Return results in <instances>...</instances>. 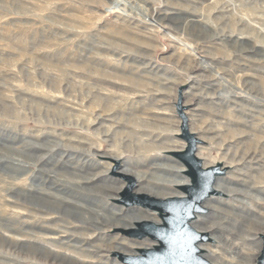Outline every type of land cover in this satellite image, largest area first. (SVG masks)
Here are the masks:
<instances>
[{
  "label": "rangeland",
  "instance_id": "obj_1",
  "mask_svg": "<svg viewBox=\"0 0 264 264\" xmlns=\"http://www.w3.org/2000/svg\"><path fill=\"white\" fill-rule=\"evenodd\" d=\"M178 105L205 137L202 154L214 165L229 163L234 151L264 153V0H0V264H31L15 259V251L22 257L29 252L27 231L45 232L22 222L27 199L56 201L34 191L33 183L47 191L81 192L84 207L96 210L102 198L134 220L100 210L99 218L91 210L82 213L75 204L59 202L73 215L59 223L84 235L67 238L76 248H63L69 257L60 263L127 264L122 257L133 254L106 249L109 236L140 240L129 231L150 221L135 218L151 208L125 202L131 175L109 156L119 155L125 167L143 173L142 186L186 195L187 184L160 182L186 179L166 167L181 160L165 148L186 143L179 136ZM56 140L87 154L65 147L51 153L27 148L28 143ZM139 186L137 181L132 195L167 198L138 191ZM110 192L115 197L106 194ZM222 194L218 198L231 197ZM214 204L225 212L205 208L198 213L205 218L202 225L221 221L247 236L253 230L262 245L258 233L264 229L234 218L243 213L232 206ZM154 211L161 220L150 222L162 223ZM84 216L130 226L96 231L81 224ZM207 236L205 241L226 258L209 257L215 264L247 259L230 245L210 243ZM46 247L61 249L52 243ZM252 248L256 254L248 264H256L262 246ZM48 264L59 261L49 259Z\"/></svg>",
  "mask_w": 264,
  "mask_h": 264
},
{
  "label": "bare ground",
  "instance_id": "obj_2",
  "mask_svg": "<svg viewBox=\"0 0 264 264\" xmlns=\"http://www.w3.org/2000/svg\"><path fill=\"white\" fill-rule=\"evenodd\" d=\"M235 94L236 92H230L229 95H235ZM186 105L187 104H183L182 106L186 107ZM185 109H183V111L182 109H180V112L183 113V115H185L189 133L192 134L197 139L195 155L200 159L202 168L209 169L212 167H217L218 169L223 170L224 172H225V169L227 168L226 174L224 173H223L224 175L219 174L217 175V177H215L214 183L212 185L213 191L210 192L209 195L202 201V206L205 208H211L215 210L216 212L221 213V212H225V210H221L222 208H219V206H217L214 203L230 205L233 208L243 213V215L240 213L236 214L234 218H237L242 221L245 220L247 222H250V227H256L259 230H263L264 229V211L262 209H264V153L257 155L256 152L249 153L248 151H243L241 152V154L238 155V153L234 151L232 153L233 159H231L232 157L230 156L231 160L229 163L220 161V162H217V165H214L212 162L207 160V157H205V155L202 154V148L206 147L205 146L206 139L201 134H199L195 128L191 126L189 122L190 119ZM181 118L183 121L182 115H181ZM178 133L179 132H177L176 134ZM180 138L184 139L181 136ZM33 143L27 144L28 150L41 149V150H45L51 153V151H56L58 149H62L65 147L68 150H75V151L81 152L82 154H87V151L85 150L74 149L73 147L66 146V144H64L63 146L62 143H60L57 140L53 142H48V143L47 142L37 143V144L36 143L33 144ZM186 146H187V141L186 143H182V145L179 148H170V147L165 148V152L170 153V155L174 157H178L174 153L184 151L186 149ZM109 157H111L113 161L117 160L120 163V165L122 163V167L120 169L121 172L133 176L136 179V182L138 181V185H140L139 188L137 189L138 191H146L155 196H165L167 198L169 196L170 197H183V196H180L182 195V193L179 192L178 190H177L178 192H174L175 190L159 192V191H152L146 188L145 186H142V181L144 180L143 173L138 172L130 167H125L124 162L122 161L121 156L119 155H110ZM174 161H175L174 164H171V165L167 164L166 167L172 168L173 170L181 172L186 177V179H184L183 177L181 178L179 177L170 178L169 177L167 179L160 180V182L161 183L165 182V184L170 185V186L181 185V184L189 185L190 184L189 178L186 176V174H188V167L185 165V163L182 160H181L182 162L176 159ZM243 162H245L244 165L241 164ZM62 183L67 184L66 182H62ZM58 187H62V186H58ZM32 189L34 191H38L41 194L51 195L53 200L56 199V201L54 202L47 201V200H44L42 197L27 199L25 201V203L27 204V207L24 212L26 217L22 220V222L27 224L30 227V229L34 227H38L40 229L45 230V232H42V231L36 232L35 230H29L25 233L24 239L29 240L32 243L26 242L30 250L28 253L25 254L24 257L18 255L19 252L15 251L14 258L19 261L20 260L29 261L31 262V264H48L49 259H54L55 262L59 261V264H64V263H60V261H66L69 256L66 253H64L65 251L63 250V248H66V247L69 249L76 248L75 246H72V244L68 243L67 238L69 237H73L74 239L84 238V235L75 232L74 230H72V228L67 226L65 223H59L60 221L68 222L67 218H70L73 216L67 209L63 210L62 206L59 205V202H67V203L75 204L82 208V213H83V210H86V211L91 210L92 213H96L97 215H99V218H100V212H99L100 210L103 215L109 216L110 214H112L117 219H123V220L128 219V221H131V222L134 221L131 218H126V217H129V214L126 211H120L118 208L114 206H111V208H109V206L106 204V202L102 200V198H100L101 200L99 199V203H98L99 210H96L90 207H84V204L81 202V199L84 198V195L81 192H77V194L75 193L72 195L71 193L74 192L73 189L67 188V191H47L46 190L47 188L42 186L41 183H35V184L33 183ZM60 190H64V188H61ZM183 190L186 192V195H187L186 185L183 186ZM222 193L229 194L231 196L230 199L223 200L221 198H218V196L223 195ZM106 194L110 197H115L114 193L110 192ZM98 196H100V194ZM70 197L74 199H70ZM131 205H134V204H131ZM144 206L146 207L148 205H144ZM150 208L151 209H145L143 211L144 214L135 219L136 220L145 219V220L158 222L156 221V219H159V218L157 217L156 212L154 210L158 211L160 218H162L163 211L153 208V207H150ZM252 216H258L261 219L260 221L258 220L256 222V220L252 218ZM204 219H205L204 216H201V214L197 213L195 218L191 221V224L196 230H198L196 227L200 228L201 230L199 229L198 230L199 232H203V233L206 232L205 234L211 237L210 243L217 242L220 245L221 244L230 245L234 249L239 251V253L247 255L246 257L247 259L241 262L240 264H246V263L248 264L249 261H252L253 257H250V256H255L256 254V250H254L252 246H257V250H259L261 246H263V242L261 245L260 240L258 238L257 239L254 238V234L252 233L253 230H248V236L239 235L237 231H234L232 228L225 226L224 222H221V221L214 220L210 224L202 225L201 222H203ZM160 220L161 219H159V222ZM150 221H147V222H150ZM92 223H95V224H92ZM252 223H256L258 225L255 224L256 226H252L253 225ZM81 224H84L87 226L93 225L95 226L96 231H101V232H108L110 231L108 229L114 226H121V227H117L118 229H124L130 226L128 222H122V221L104 222L100 219L97 220V219H93L88 216L82 217ZM216 229H219L222 233L216 234L215 233ZM47 232L53 233V235L51 234L49 235L47 234ZM262 232L258 233V236L261 239L263 235ZM55 233H59V235H55ZM109 237L111 239L110 240L111 243L107 245L106 249H108L109 251L116 249L114 251H119V252L125 251L133 255H136V253L139 254L141 250H143L144 248H149L150 246L153 247L154 245H156V241L158 242L157 239L152 238L149 235L139 237L141 238L140 240L131 239V241L129 240L130 238H126L125 236H118L117 234H112ZM150 237L153 240H155V242L152 241ZM238 238L240 240H237ZM47 243L55 244L61 249L56 250V251L52 250L49 247H46ZM208 243H209L208 241H201L198 244L199 248L202 251V254L205 255L208 259L211 256L217 255L223 261H226V258L224 257V255L221 254V252H219L217 249H215L214 248L215 246L208 244ZM125 244L127 246H124ZM113 261H114L113 264H120V263L122 264V262L120 261H119L120 263L117 260H113ZM211 262L215 264L213 261ZM256 264H257V261H256Z\"/></svg>",
  "mask_w": 264,
  "mask_h": 264
},
{
  "label": "water",
  "instance_id": "obj_3",
  "mask_svg": "<svg viewBox=\"0 0 264 264\" xmlns=\"http://www.w3.org/2000/svg\"><path fill=\"white\" fill-rule=\"evenodd\" d=\"M179 113L183 117L180 136L187 141V146L184 151L174 154L188 167V174L191 176L192 183L186 185V196L165 199L150 198L146 195H132L131 190L136 179L133 176L128 177L129 184L124 193L125 202L127 204L148 205L162 210L163 221L162 223L145 221L139 224H142L139 230L129 231L130 234L137 237L149 235L157 239L158 244L154 247L144 248L139 254L123 256L122 258L127 264H213L202 254L198 245L201 241L208 240L209 237L196 230L191 221L197 213L205 210L202 201L213 191L212 185L215 177L223 174L224 171L217 167L202 168L200 159L195 155L197 139L189 133L185 115L180 110ZM262 239L263 246L257 264H264V233Z\"/></svg>",
  "mask_w": 264,
  "mask_h": 264
}]
</instances>
